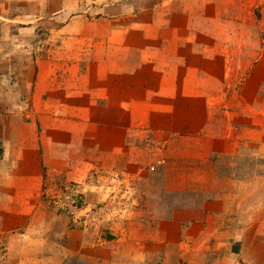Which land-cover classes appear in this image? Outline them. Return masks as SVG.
<instances>
[{
  "label": "rangeland",
  "instance_id": "obj_1",
  "mask_svg": "<svg viewBox=\"0 0 264 264\" xmlns=\"http://www.w3.org/2000/svg\"><path fill=\"white\" fill-rule=\"evenodd\" d=\"M33 34L156 57L137 83L162 110L83 89L42 108L8 74ZM0 62V264H264V0H0Z\"/></svg>",
  "mask_w": 264,
  "mask_h": 264
},
{
  "label": "crops",
  "instance_id": "obj_2",
  "mask_svg": "<svg viewBox=\"0 0 264 264\" xmlns=\"http://www.w3.org/2000/svg\"><path fill=\"white\" fill-rule=\"evenodd\" d=\"M71 22L72 21H70L68 25ZM59 28H61L60 32L65 31L64 26H59ZM19 30H21V32L27 31L28 34L33 32L29 27L25 29L19 28ZM37 30H41V28H38ZM15 37L17 39L18 35ZM16 39H14L13 42H15ZM58 41L60 42L56 44L55 54L52 56H46L47 51L50 50L49 42L46 40V34L42 38H38L33 34L31 41H27L24 38L17 39V42L19 43L18 48L27 49L21 51L24 52V54L20 52L21 57H18L20 58V61H15V59H13L8 63V66L10 67L8 74L9 72H11V74L16 73V79H25L32 82L33 92L31 91V94L35 98L41 99V97L47 95L48 100H41L43 103L41 104L42 108L46 109V104L52 102V104H55V110L59 109L67 104L69 97L73 98L78 94L79 96H83V99H81L80 102L82 100L86 102L87 95L80 92L82 89L88 93L93 90L98 102L104 104V100H108V105H118L124 111H129L134 108L136 109L139 108V106H151L150 104H146V102H142L139 98L142 89L140 84L137 83V81H139L137 79H140L141 77L144 78L145 75L149 74L144 72L141 73V71L139 72L140 64L145 66L151 65L152 62L157 60L156 57L151 56L142 58L122 56L116 58L107 55H95L92 50H89L91 52L89 55L71 61L69 60V57H66L65 59V56L62 55L64 53V39H59ZM94 43L95 42L92 44V42L89 41L87 47L95 48ZM100 45L101 47L103 46V48H106L104 43H98L96 46ZM167 60V64H169L172 59L167 58ZM203 63L207 64L208 62L203 61ZM215 64H217V62H215ZM1 66L2 63L0 62V75L5 71L1 69ZM174 66L176 65L174 64ZM165 72L170 76L168 75L169 77L165 76L163 78H170V81L172 82H176L179 79L174 70H169L167 68V71ZM190 74H193L191 77L196 76L204 80L206 79L207 71H200L198 73L196 69H187L185 75L188 76ZM10 76L12 77L13 75ZM153 76L154 75H150V79H152ZM191 77L189 76L186 79H190ZM66 79L69 80L67 81V85L65 84ZM97 80L99 82H97ZM80 85H82L81 88ZM71 88L73 90L76 89L77 91H73ZM152 88L153 87L151 86L150 89ZM168 88L169 87L166 86L159 87L157 88V90H159V92H157L158 94L153 90L152 93L159 96L165 94ZM170 88L173 90L175 84H173V86L170 85ZM111 99H114L115 102H110ZM96 100H92L91 102H97ZM149 109L162 110L155 106H151Z\"/></svg>",
  "mask_w": 264,
  "mask_h": 264
},
{
  "label": "trees",
  "instance_id": "obj_3",
  "mask_svg": "<svg viewBox=\"0 0 264 264\" xmlns=\"http://www.w3.org/2000/svg\"><path fill=\"white\" fill-rule=\"evenodd\" d=\"M1 156H2V149L0 148V158H1ZM175 167L174 168H172L171 167V170L174 172V173H176V174H183V175H185L186 176V171H185V173H182V172H180L178 169H177V166L176 165H174ZM186 170H187V168H186ZM196 172V171H195ZM204 171H202V173H198V172H196V174H192V175H187V176H189V177H192V176H196V178L197 177H201V176H205L206 175V173H203ZM163 173V175H165V173H164V171L162 172ZM191 173V172H190ZM186 180V179H185ZM189 185H190V187H188L187 186V188H184V190L186 191H189V192H198V189L197 188H195V186L196 185H193L192 186V183H188ZM174 185H178L177 184V182L176 181H174ZM173 187H176V186H173ZM177 188V187H176ZM175 188V192L177 191V190H179L178 188L176 189ZM202 194V193H201ZM191 202H193V204H196V205H198V206H200V204H201V202L200 201H197L196 199H192L191 200ZM193 208H195V207H193Z\"/></svg>",
  "mask_w": 264,
  "mask_h": 264
}]
</instances>
